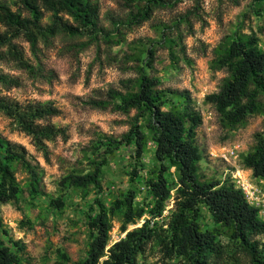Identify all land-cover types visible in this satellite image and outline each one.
Wrapping results in <instances>:
<instances>
[{
    "label": "trees",
    "instance_id": "obj_1",
    "mask_svg": "<svg viewBox=\"0 0 264 264\" xmlns=\"http://www.w3.org/2000/svg\"><path fill=\"white\" fill-rule=\"evenodd\" d=\"M121 1L135 8L129 20L132 25L147 22L156 9L176 2ZM13 4L17 10L0 0V26L4 28L0 32V63L13 62L31 76L42 74V69L28 59L15 42L17 39L29 43L35 54L42 40L58 35L98 38L104 32L100 26V7L90 0H13ZM263 5L264 0H258L257 8ZM48 14L49 23H44ZM215 53L211 69L225 68L229 76L218 92L206 96L205 102L215 108L226 128L234 130L250 116L264 115V48L257 34L237 33ZM149 55L153 56L151 50ZM151 65L149 60L148 66ZM20 86L18 78L0 71V113L12 121L16 130L31 137L36 150L49 161L48 143L69 139L67 128L52 122L61 111L52 101L21 103L2 92ZM160 86V79L151 77L141 67L128 92L111 90L109 100L93 102L104 110L113 106L127 115L135 112L129 131L120 139L110 138L107 145L112 150L131 146L137 161L149 145L153 146L157 167L146 184L152 208L147 212L135 202V191L110 207L97 197L93 213L87 216L89 236L84 258L74 261L61 249L52 264H264V220L260 209L249 203L231 176L224 181L202 179L198 168L204 157L197 144L202 115L195 109L189 91ZM242 162L254 178L264 179V131L255 135V145ZM14 164L28 173L30 191L42 192L41 167L29 160L24 146L5 139L0 132V205L16 202L21 196ZM172 168L177 178L173 185L167 179ZM133 171L138 177L136 167ZM100 172L99 167L86 174L71 172L59 184L62 188L88 189L93 185L101 189ZM171 198L172 213L166 221H160ZM53 203L58 210L65 206L62 198ZM203 207L213 217L214 226L209 229H203L199 222ZM116 212L122 214L121 232L125 237L112 243ZM145 215L142 226L129 229L130 225L137 226ZM7 234L0 213V264H32L23 242L9 241V245L2 237Z\"/></svg>",
    "mask_w": 264,
    "mask_h": 264
},
{
    "label": "rangeland",
    "instance_id": "obj_2",
    "mask_svg": "<svg viewBox=\"0 0 264 264\" xmlns=\"http://www.w3.org/2000/svg\"><path fill=\"white\" fill-rule=\"evenodd\" d=\"M2 1L17 10L13 0ZM90 1L100 7L104 32L98 38L58 35L40 41L35 54L29 43L17 39L15 42L28 59L42 69L38 76L29 75L13 62L0 63V71L21 83L18 88L2 89L3 94L21 103L52 101L61 111L52 122L66 127L69 135L67 141L59 138L48 143L50 160L46 161L31 137L16 130L12 121L0 113L2 136L24 146L29 160L43 170L42 192L34 194L29 189L28 173L14 164L21 196L16 202L0 205L8 232L2 237L9 245V241L23 242L32 264H52L61 249L74 261L84 258L89 236L87 216L93 213L97 197L110 207L135 191V202L147 212L152 208L146 184L157 167L153 146L149 145L137 161L131 146L112 150L107 145L110 138L120 139L129 131L135 112L127 115L113 106L104 110L93 105L94 101L109 100L111 90L128 92L141 67L151 77L160 79V89L189 91L195 109L201 113L203 122L198 128L197 144L204 157L198 168L202 179L224 181L237 169L264 195V179L254 178L242 162L255 145V135L264 131V115H252L243 126L231 130L221 123L215 108L205 102L206 96L218 92L229 76L225 68L211 69L221 44L237 33H255L264 48V5L257 8L258 0H171L175 2L173 6L158 8L147 22L132 25L129 20L134 7L125 6L121 0ZM48 17L49 14L44 23H49ZM3 31L0 26V32ZM150 50L153 56L149 55ZM232 151L237 156L223 159ZM96 167L101 169V189L93 185L88 189L62 188L59 184L71 172L86 174ZM134 167L138 177L134 176ZM170 172L167 179L173 185L177 182L175 169ZM59 198L65 203L61 210L53 203ZM172 200L166 204L160 221L171 215ZM263 200L253 205L260 209L264 220ZM201 214L202 228L213 227V217L205 207ZM146 218L147 215L129 229L142 226ZM122 220V214L116 212L112 243L125 237L121 232Z\"/></svg>",
    "mask_w": 264,
    "mask_h": 264
},
{
    "label": "built area",
    "instance_id": "obj_3",
    "mask_svg": "<svg viewBox=\"0 0 264 264\" xmlns=\"http://www.w3.org/2000/svg\"><path fill=\"white\" fill-rule=\"evenodd\" d=\"M235 156H237L236 152L232 151L231 153H229V155L226 154L223 159L225 158L227 160L228 158H233ZM230 175L236 186L245 193L250 204L253 205L255 203H260L259 200L261 198L262 200L264 199V195H260L261 191L257 189L252 183H250L248 179H246L245 177L243 178L239 170L235 169L231 172Z\"/></svg>",
    "mask_w": 264,
    "mask_h": 264
}]
</instances>
